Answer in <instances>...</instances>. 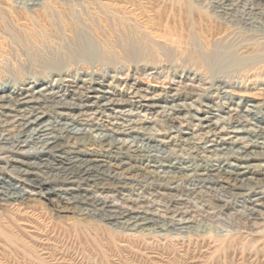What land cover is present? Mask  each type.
Here are the masks:
<instances>
[{"label":"rangeland","instance_id":"rangeland-1","mask_svg":"<svg viewBox=\"0 0 264 264\" xmlns=\"http://www.w3.org/2000/svg\"><path fill=\"white\" fill-rule=\"evenodd\" d=\"M31 1L34 0H0L10 6L9 10L11 8L17 16L12 18L6 14L7 27L0 25V40L4 39L3 41L7 42L4 46V59H1L3 61L0 64L2 66L0 92L1 87L8 85L9 90L11 85H15L11 78L18 68L23 70L19 81V83L23 81V87L31 86V79H38L35 84L38 86L45 81L53 83L58 77L56 70L44 68L40 64L38 66V62L35 61L37 58L31 57L23 45V39L37 27V24H34L36 22H32L35 18L39 17L38 23L46 28L47 32L49 31L52 38L58 37L56 39L65 47L72 45L73 31L80 26L79 24L83 29L88 27L86 31L90 35L93 32L92 36L99 44L115 39L114 34L117 33L115 27L97 24L96 17L100 14V10L96 5L87 8L76 7L73 15L68 9V3L75 0H38L45 2L42 9L28 12L29 16H26L27 14L19 16L21 9L18 7H23ZM95 1L101 3L100 0ZM103 2L105 0H102ZM138 2L145 18L150 17L157 23L164 22L168 25L166 27L154 25L149 30L152 32V38L148 41L152 54L134 59L132 62L122 61L121 64L109 66L97 60L88 62L77 57H69L68 53L63 51L56 53L55 47L50 48L51 50H48L52 51L49 53L52 55L50 56L56 59L57 63L62 64L61 76L69 74L72 77L65 87L71 89L69 85L79 84L82 78H89L94 85L97 82H104L106 88L108 85V88L118 91L125 81L130 84L136 80L141 87L140 92L147 97L154 96L155 99L150 106L133 108L132 118L143 120L141 124L145 125L150 135L169 139L171 134L166 127L161 126L159 119L171 113L177 119L173 126L183 131V134L171 138L172 142L169 145L161 146L165 149L164 153L158 151L157 154L162 155L158 154L159 156L155 157L159 164L168 157L181 167L192 168L209 163L217 166L227 162L242 165L249 171L242 178L243 182L241 179L226 180L217 175L213 176L214 179L191 180L188 179L189 176L185 178L184 175L174 174L175 172L170 174L162 167H157L154 173L148 175L141 167L152 168L153 157L128 154L126 158L124 156L126 159L124 162L118 167H111L110 171L104 169L105 167H92L89 175H82L84 177L82 179L63 180L64 174L68 172L56 167L58 166L54 164L56 160L52 165L46 166L27 165L26 161L5 163L6 158L11 157V153L3 150L0 144V167L3 165L5 171L1 176L15 184H20L19 189L30 192L24 195L23 199L17 200L11 197L15 194L5 196L0 193L4 198L0 199V264H264V157L260 156V151L264 152V144L253 147L254 152L259 153L258 157L236 162L232 157L219 160V156L208 158V154L205 155L200 148L201 145L193 146V143L199 141L203 145L213 142L211 139L226 138L230 134L229 127L220 137L211 132L204 136L199 131L203 139L199 135L184 133H197V130L201 129L198 125L200 116H207V121H200L202 124H213L215 119H218V130L230 116L233 118L241 114L249 107L248 105L255 106L248 118L264 131V23L257 25V28H247L241 22H226L213 13L203 0H138ZM42 11L49 18L41 17ZM92 23L96 26H92ZM168 27L173 29V36L168 40L162 39L161 35L159 38V34ZM118 45L115 49L120 55L122 51L119 49L121 46ZM221 60L224 62L221 63ZM215 63L216 65L213 66ZM58 83L63 82L59 80ZM65 83L67 82L63 84ZM30 88L32 89L33 86ZM127 95L130 98L132 96L131 93ZM131 99L141 100L139 97ZM123 105L128 104H117V106ZM125 108L127 109L128 106ZM34 109L30 119L36 116H43L42 120L53 119L54 113L51 108ZM0 111L3 112L5 109ZM76 112H71L73 116L71 113L68 117L62 116L61 121L74 122L71 121V118H74L80 120V123H85L87 116H76ZM122 118L103 117L102 121L107 128H111L113 125L110 122L117 120V123L118 121L121 123ZM123 123L125 126V122ZM6 132L7 130L0 125V133ZM114 135L117 136L116 138L128 139V141L131 139L124 133ZM73 141V139L69 143L67 141L68 145L64 150L84 151L86 155L97 160L107 162L109 159L110 163L114 161L113 154L106 152L105 145L89 141L85 144H73ZM243 141L240 139L233 144V149ZM137 143L139 145L141 142ZM62 162V165L67 163L66 160ZM24 171L29 172L24 175L25 177L40 181L47 180V185L52 188H70L69 191H72V195L76 197L85 194L105 198L108 203L132 207L138 211L148 208L149 212L157 213L159 222L163 218L164 222L168 219L174 222L186 219L193 228H197V231L191 232L194 235L191 233L183 235L160 228L159 223L158 227H154L153 232L150 231L149 234L137 229L115 228L103 220L93 219L84 210L78 208L77 203L65 201L61 198L69 196L65 192L34 194L31 187L22 181L24 177L21 172ZM69 173L73 171L70 170ZM2 186L0 185V190L4 191ZM159 186L166 191L160 190L161 193H165L164 195H159L161 194L157 190ZM130 198H138L142 201L137 204ZM141 205L145 207L141 208ZM177 211L181 214L179 215Z\"/></svg>","mask_w":264,"mask_h":264},{"label":"bare ground","instance_id":"bare-ground-1","mask_svg":"<svg viewBox=\"0 0 264 264\" xmlns=\"http://www.w3.org/2000/svg\"><path fill=\"white\" fill-rule=\"evenodd\" d=\"M203 1L208 5V7H210L213 13H215L217 16L221 17L222 19H225L226 22L227 21H234L238 23L241 22L247 28L249 27L257 28L258 27L257 25H261L262 23H264V0H203ZM99 2L101 3H97L95 0H75L72 3L71 2L68 3L69 5L68 9L71 12H73L74 9L76 10V7L80 8L82 6L83 7L86 6L87 8V6L96 5L97 9L99 8L100 10V11L98 10L100 14L97 15L96 17L97 24H100L104 27L113 26L115 27L114 29H117L116 30L117 33L114 34L115 39L113 41L106 40L105 43L99 44L95 41L96 39H94L92 36V34L94 33L92 32V34L90 35L88 34L89 32L86 31L88 27L87 29H83L82 27H80L81 24H79L80 25L79 27L77 26L78 24H76L77 28H75V30L73 31L74 34L72 33L73 34L72 45H68L65 47L63 43H61L56 39L58 37L52 38L48 33L49 31L47 32L45 30L46 28L42 27L41 24L38 23L39 17L37 19L31 18L32 20L34 19L32 22H36L34 24L35 25L37 24V27L36 29H33L32 33L28 34L27 38L23 39L24 40L23 45H25L31 57L33 56L37 58L35 61L38 62L37 63L38 66L40 64V66L44 68L53 69V71L56 70L55 72L58 75V77L56 76L57 77L55 79L56 81H54L53 83H49L45 81L39 83L38 86H35L38 79L37 80L31 79L32 85L31 86L29 85V87L28 86L23 87L22 86L24 85V83H22L23 81L19 83V81L21 80V76L23 75V70L21 68H18L14 71L15 74L13 75V78H11V81L13 83L15 82L16 86L11 85L10 86L11 89L9 88V90H8V85L7 87H3V88L1 87L2 91L0 92V109L3 110L5 109V111L3 112L0 111V125H2L7 130V132L5 134L0 133L1 134L0 144L3 150L11 153V157H9L8 159L6 158L5 163H8L7 161H14L21 163L22 162L24 163V161H26L25 164L27 165L40 166L41 164H44L46 166L47 164L52 165L56 160V162L54 163L55 165H58L56 167H58L59 169L63 168L62 170L68 172V174L67 173L64 174L63 180L67 178L78 180L84 178L82 177V175H89L88 173L90 170H92V167H97V168L105 167L104 169L110 171L111 167H118L120 163L124 162L128 154L129 155L132 154L135 156L147 155L149 157L150 156L153 157V160L151 161L153 162V164L151 165L152 168H150V166L149 167L143 166L141 168L144 170L145 174L148 175H150V173H154L157 167H162L163 169H166L168 172H170V174L171 172H175L174 174L184 175L185 178L189 176L188 179L191 180L196 178L214 179L213 176L217 175L219 177H222L223 179L225 178L226 180L228 178H231L235 181L241 179V182H243L242 180L244 179L242 178L245 177V175L249 170L246 167H242V165H238L236 163L226 162L223 163L224 165L218 164L217 166H214V164L209 163L201 166L188 168L187 166L186 167H181V165L178 166L175 162H173L174 160L171 161V158H168L166 156L167 158L164 159V162L159 164L158 160L155 157L162 154L158 153L159 154L158 155L157 152L162 151L164 153L165 149H163L162 147L165 145H169V143L172 142L171 138L173 137L175 138V136H177L178 134L181 133L183 134V131L179 130L178 127L176 128L173 126V124H175L177 119L176 116H173L171 113L164 115L161 120L159 119L161 126L166 127L168 132H170L171 136L169 137V139H165L164 136L162 137L158 136L161 137L158 138L156 136L150 135V133L147 132L148 130H146L145 125L143 126V124H141L143 120L141 121L132 118L133 116L131 114L133 108L150 106L152 105V103H154L153 99H155L154 96L147 97L145 96V94H142L140 92L141 87L138 86V82L136 80H134L130 84H128L125 81L122 84V88H120L118 91L108 88V85L106 88V84H104V82H97L96 85H94V83H92V80L89 78H82L79 84L76 83L75 85H69L72 87L71 89L65 87L66 85L68 86V84L70 83L71 80L69 78L71 77V75L65 74L61 76L60 66L62 64L60 65V63H57L55 61L56 59H53L51 57L52 55L49 54L52 51H48V50L54 49L55 47L56 49H54V51L56 50V53L63 51L66 54L68 53L67 55L69 57H77L80 58V60H86L88 62L89 61L92 62V60H97L100 61V63L102 62L106 65L112 66V64H116V63L121 64L122 61L124 62L130 60V62H132V60L134 59L137 60L140 57L143 58V56L151 55L152 52H151V48L149 47L148 41L150 38H152L151 35L152 32L149 30H151L154 25H158V26L162 25L165 27L168 26L167 23L164 22L163 24L162 22L157 23V21H155L153 18L150 17L145 18L141 10L142 7L139 6L140 4L138 0H105V2L103 3L102 0H100ZM44 5L45 2H40L38 0L28 2L23 7H18L19 9H21L19 11L20 12L19 16L21 14L24 15L27 14L26 16H29L28 12H33L39 10L40 8L42 9ZM9 7L6 3L4 4V2H0V25L2 24L5 28L7 27L6 25L8 24V23L6 24V14H8L7 16H11L12 18L13 17L15 18L16 16L14 15L16 14V12L13 13V11H11V8L9 10ZM90 11L92 12V9H90ZM74 13L75 12H73V15ZM41 17L49 18L46 16V14H44V11H42ZM52 25L54 24L52 23ZM92 26H96V24L92 23ZM172 33H173V29L168 27L165 28L164 32L162 34H159V36L158 33L156 34L159 38L161 35V38L163 37L162 39L165 38L168 40L173 36ZM3 40H0V64L3 61L1 59L2 58L4 59L3 55H5L4 46L7 45V42ZM15 40L21 41L22 39L15 38ZM116 45L121 46V48H119L122 51L120 55L116 53V49H115ZM222 61L223 60H221V63ZM64 62L65 61L63 60L62 63ZM230 62H232V60ZM67 64L68 62L66 63V66ZM215 65L216 63L213 66ZM64 66H62L63 69ZM1 67L2 66H0V69ZM216 67H220V66H216ZM59 80H61V82L63 83L64 82L67 83H65V85L63 83H58ZM32 86L33 88L31 89L30 87ZM124 88H126L127 90H123ZM6 90L8 92L4 93V91ZM127 93H131L132 95L131 98L139 97V99L141 100L131 99L130 97H128ZM75 95L77 97H75ZM142 100L143 101L147 100V102H142ZM120 103H127L128 105L117 106V104ZM127 106L128 108L126 109L125 107ZM248 106L249 107H247L244 111L242 110L243 112H241V114L235 115V117L233 118H231L230 116V118L226 120L227 122H225L224 125L220 127V129L218 130H217L218 119H215L213 124H209V123L202 124L200 121L201 120L207 121V116H203V117L200 116V118L198 119L199 120L198 125L201 129H198L197 133L196 132L193 133L184 132V133L200 136V132H201V134L206 136L208 133L210 134L211 132L214 135L220 137V135L223 134V131H225L227 127H229L230 129L229 128L228 129L230 134L226 136V138L220 137L219 140L211 139V141L213 142H209L203 145L200 144V142L198 141L196 143H193V146L201 145L200 148L203 150L205 155L208 154L209 156L208 158H211L212 156H219L218 158L219 160L221 158L227 160L228 158L232 157L236 162L239 160L240 161L246 160V158L258 157L257 155L259 153L257 151L254 152L253 147L264 144V133H262L264 131H262L261 128L255 122H252L248 118V116L251 114V112H253V109L255 108L254 105H248ZM44 107L51 108V110H53L54 116L52 114L53 116L52 120H48V118L42 120L43 116L42 117L36 116L35 118L30 119V116L32 115V111H33L32 109L34 108L44 109ZM72 111H77L75 114L76 116L79 115L87 116L85 123H80V120L78 121L75 120L74 118H71V121L74 122L61 121L62 116L68 117L70 116V113ZM71 116H73L72 113ZM193 116L195 115L193 114ZM103 117H115V119L116 117L117 119L123 117L121 123L120 121H118L119 123H117V120L113 122L108 121L114 127H122V128H112L113 126L111 128H107V125L104 124L102 121ZM123 122H125L126 127L123 125L124 124ZM132 132L135 134H131ZM115 133L127 134L129 137H131V139L128 141V139L116 138L117 136L114 135ZM72 139L74 140L73 144H78V143L85 144V142L89 141V142H96L98 144L105 145L106 152L113 154L112 157L114 158V161L110 163L109 159L107 160V162L104 160H97L90 155H86L84 151L64 150V147L67 146L69 141ZM240 139H243L244 141L241 144H239L235 149H233V144H236L237 141H239ZM258 139H261V141H259ZM138 141L141 142L139 145L137 143ZM260 156L264 157L263 151H260ZM63 160L67 161L66 165H62ZM129 164L131 163L129 162ZM2 166L3 165H1L0 167V185H3L2 187H4L5 190L4 191L0 190V193L5 196H8L10 194H15L14 196H11L14 197L13 198L14 200L23 199V196L29 194L30 192L28 193V191L19 189L20 184L19 185L15 184L12 181L7 180L3 176H1L3 172H5ZM239 168H246V169L236 170ZM53 169L55 168H52V170ZM70 170L71 172L73 171V173H69ZM25 171L21 172L23 173V177H24V178L22 177L23 178L22 181L25 182V184H28L29 187H31V189L34 191V194H40L41 192L42 193L45 192L46 194L55 193V192L58 194L59 191L61 193L65 192V194L69 195L67 197H61L65 199V201H67L68 203H77L78 208L84 210L93 219L96 218L95 220L97 219L103 220L106 223L114 226L115 228L130 229V230L137 229L142 233L146 232L148 234L150 231H152L154 227H158V226L163 229H169L178 233H183V235L187 233H191L192 231L194 232L195 230L197 231V228L196 229L193 228L191 224H189V221H187L186 219H179V221L176 222L168 219L166 222H164V218H163L159 222L157 213L149 212L147 207H146L147 210L138 211L133 209L132 207L130 208L126 206L116 205L115 203H108L107 199L105 198H100V197L98 198L85 194H81V195L78 194L79 196L77 195L78 197H76L72 195V191L71 192L69 191L70 188L56 189V187L52 188L51 186H48L47 180L40 181L34 178L25 177L24 175L29 173ZM65 176H69V177H65ZM160 177L163 179L165 178L162 176ZM125 181L126 180H124V182ZM157 190L165 191L163 190L162 186L157 187ZM164 194L165 193H161L159 195H164ZM0 199L3 200L4 198L0 196ZM130 200H132L134 203L137 204L142 201L139 200L138 198H134V199L130 198ZM140 207L144 208L145 206L141 205ZM177 213L179 215L181 214L180 211H177Z\"/></svg>","mask_w":264,"mask_h":264}]
</instances>
